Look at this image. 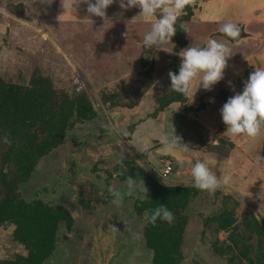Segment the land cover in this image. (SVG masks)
<instances>
[{"label": "rangeland", "instance_id": "obj_1", "mask_svg": "<svg viewBox=\"0 0 264 264\" xmlns=\"http://www.w3.org/2000/svg\"><path fill=\"white\" fill-rule=\"evenodd\" d=\"M48 2L0 0V85L13 84L33 90L35 95L42 93L39 101L50 108L43 106L44 113L64 114L73 122L62 143L37 159L29 179L19 178L15 183L14 192L19 197L27 201L39 198L53 207H64L73 217L70 225H58L55 242L41 264H152L154 252L147 236L150 222L145 219L149 213L134 208L137 199L150 198L152 179L165 186L189 188L182 191L187 206L181 210L185 220L179 233L180 264H264V199L260 198L264 128L255 138L231 141L224 134V124L223 133L221 125L210 131L199 118L200 114L207 118L202 112L207 101L219 111L217 106L222 107L230 96L242 91L247 77L230 81L226 76L222 84L227 88L220 86L219 91L196 98L191 94L186 101L154 113L157 99L169 90L174 36L164 50H145L143 36L150 30V21L132 31L128 26L125 37L113 35L119 41L114 43L111 32L126 31L124 26L113 22L114 29L102 24L94 32L85 5L80 4L75 13H64L60 0ZM138 13L135 11L134 17ZM114 18L115 14L109 13L108 22ZM89 19L92 21L88 23ZM115 19L124 20L122 15ZM205 28V34L211 31L210 26ZM228 48L230 54L235 52L234 57L247 47ZM232 57L228 66L236 64L242 71L246 63H237ZM197 87L194 85V91ZM112 127L126 130L128 136L116 135ZM173 128L187 145L185 154L191 161H205L218 176H229L231 185L214 193L195 189L190 183L188 161L181 165L175 160L171 177L162 179L163 157L155 149L161 146L159 137ZM259 137L256 153L237 156L244 153L243 148L251 151ZM119 145L128 149L124 160L119 157ZM7 149H0V206L7 193L6 181L16 173L13 165L3 161ZM227 158L241 169L232 173L221 166ZM2 170L7 173L6 181L1 178ZM119 171L127 173L121 185L116 183ZM129 176L137 183L143 180L147 192L139 193L135 188L129 192ZM116 191L123 196L119 205L112 203ZM226 216L233 219L232 228L238 227L232 235H227L228 230L218 221V217ZM14 229L13 225L0 228V264H17L16 259L26 254L14 238Z\"/></svg>", "mask_w": 264, "mask_h": 264}, {"label": "trees", "instance_id": "obj_2", "mask_svg": "<svg viewBox=\"0 0 264 264\" xmlns=\"http://www.w3.org/2000/svg\"><path fill=\"white\" fill-rule=\"evenodd\" d=\"M198 6V0H189L185 10L178 17L177 31L174 35V61L171 66L173 73L178 72L181 60L178 54L188 43L185 24L191 20ZM41 96L42 93L35 95L33 90L16 88L13 84L0 85V137L6 136L8 139V143L0 140V149L3 146L8 147L2 154L5 159L3 161H8L13 165L11 168L16 170L15 177L9 179L10 181L5 179L7 173L3 170L1 173V178L5 179L8 188L2 199L4 203L0 206V228L12 225L15 227L14 238L26 251L25 255L16 259L17 264H41L55 242L58 225L61 222H67V226L73 223V217L64 207H53L39 198L27 201L14 192L16 179H29L37 159L62 143L72 127L73 122L69 121L66 115L53 116L46 110L44 113L42 110L45 106L38 99ZM184 101L185 97L170 91L169 81V90L157 99L158 107L154 113L174 102ZM45 108L50 110L49 107ZM166 158L168 157H163V160ZM173 172L174 168L171 174ZM119 173L117 176L120 179L116 183L121 185L120 181H123L127 173L121 171ZM160 177L162 178L161 175ZM185 189L189 191L185 186H165L152 179L149 187L150 198L137 199L134 202L135 210L140 213L147 210L150 215L152 210L161 204L173 213L174 219L171 224L157 219L148 227V245L154 252L152 264H180L179 247L182 236L179 233L184 228L185 220L181 210L187 206L186 195L182 193ZM218 221L223 229L228 231L234 224L229 216L218 217Z\"/></svg>", "mask_w": 264, "mask_h": 264}, {"label": "clouds", "instance_id": "obj_3", "mask_svg": "<svg viewBox=\"0 0 264 264\" xmlns=\"http://www.w3.org/2000/svg\"><path fill=\"white\" fill-rule=\"evenodd\" d=\"M114 2L119 3L123 10L137 8L139 13L136 17H141L144 21H150L152 17L157 19L151 23L150 30L143 36V47L145 50L163 49L164 45L171 42V38L177 31V20L179 15L185 10L189 0H60V6L64 13L71 10L76 12L80 4L86 6L85 11L89 17H99L106 21V9ZM51 3V0L50 2ZM63 13V14H64ZM62 14V15H63ZM61 16V15H60ZM59 16V17H60ZM58 17V19H59ZM220 32L236 40L241 33V29L231 23H224ZM181 57L178 72H169L170 91L176 92L187 98L192 97L198 88L211 91L213 86L224 79L225 69L228 66V58L231 57L230 49L224 44L210 39L203 47L190 45L178 54ZM259 60L264 61V51L259 53ZM198 80V87L193 93V82ZM231 84V82H228ZM211 102V101H210ZM222 123L226 126V134L229 138L249 137L255 138L261 128H264V68H255L249 73L247 80L243 82L242 91L230 96L219 109ZM116 135L127 137L128 132L118 127L110 129ZM3 143H8L7 137H0ZM161 147L157 150L163 154H170L178 158L181 165L188 158L184 155L186 150L180 138L173 128L171 133H166L159 137ZM118 151L121 160L126 159L128 149L125 145H119ZM264 159V158H262ZM190 167V183L195 189L214 193L218 189L231 185L229 176L221 173L219 176L213 172L211 167L201 160L195 162L188 160ZM126 184L128 191L133 188L139 193L147 192V188L142 181L137 183L131 176L127 177ZM260 198L264 199V184H261ZM112 203L119 205L123 199L121 192L112 193ZM145 219L150 223H155L157 219L171 224L173 213L163 204L152 210Z\"/></svg>", "mask_w": 264, "mask_h": 264}, {"label": "crops", "instance_id": "obj_4", "mask_svg": "<svg viewBox=\"0 0 264 264\" xmlns=\"http://www.w3.org/2000/svg\"><path fill=\"white\" fill-rule=\"evenodd\" d=\"M171 2V0H169ZM198 3H201L200 6L194 11L193 17L191 20L187 23L190 25V30L188 33L187 29V40L188 43L185 46V48L189 47L190 45L195 47H203L207 44V42L210 39H215L217 42L224 43L227 47L230 45V47L235 48L241 47L242 45H246L247 48L243 49L242 52L238 53L237 55H234L232 59L234 58L237 63L241 61L240 63H246L245 68L242 66V71L239 72L235 66H227L225 72H228L227 75H224V77L228 76L230 81L232 79H238L240 76L242 79L248 78L249 73L253 72L255 68H264V61L259 60V53L264 51V0H198ZM86 8V6H85ZM139 11L137 8H132V10L127 9L123 10L119 7V3L115 2L112 5L109 6L108 9H106V18L108 19L109 13H114L115 18L117 16L123 17V21H117V19H113L112 21H104V19H98L97 17H89L93 20V26L94 32L95 29L99 26H102V24H108V27L116 28L114 24H119L120 26H124L123 28L126 31L118 30L117 32H111L112 39L114 43H119V41L114 40L116 37H125L127 36V28L130 26L131 31L132 28H137L141 23L148 24V22L152 21L154 22L157 17L154 16L151 18L150 21H144L141 17L136 18L134 17L133 13ZM133 15V16H132ZM89 19L88 23L92 21ZM114 22V24H113ZM231 22L235 25H237L239 28L244 26L245 30V36L241 37L239 41L232 40L226 36H224L220 32V28L224 23ZM205 25L210 26L211 31H209L207 34ZM119 26V27H120ZM129 29V30H130ZM201 31V32H200ZM113 35H117L116 37H113ZM122 37V38H123ZM110 40V39H109ZM112 42V40L110 41ZM123 44V42H120ZM118 48V47H116ZM184 48V49H185ZM235 52H233L234 54ZM232 53L230 55H233ZM240 56V58H239ZM230 58V57H229ZM239 58V59H238ZM238 59V60H237ZM238 65V64H237ZM169 73V72H168ZM223 80V79H222ZM222 80L214 85L216 88H213L211 91L206 90H196L194 93V85H198V81L193 82V98H196L200 94L204 93H212L219 91V87L222 86V88H227L225 85L222 84ZM169 85V82H168ZM221 88V89H222ZM191 95V93L189 94ZM188 98V97H187ZM209 103V101H207ZM206 102V103H207ZM206 104V107L203 109L202 112L207 114V118L204 120L200 114L199 118H202L205 127H207L210 131H214L217 125H221L222 120L220 117V112H215L213 108L210 106V104ZM218 108L221 106H217ZM212 111V112H211ZM185 114V113H184ZM215 117V118H213ZM226 127V126H224ZM226 129V128H225ZM223 133L225 130H223V126L221 125V128L219 129ZM134 137V135H133ZM231 141H233V138H229ZM260 140V137L253 143V146H255L251 151L248 150V148H243L244 153H238L237 156H240L242 158L248 157L251 153H256L259 149L256 148L257 142ZM251 142V141H250ZM249 142V143H250ZM247 147H252V145L247 144ZM134 147V145H133ZM246 147V146H245ZM260 147V146H259ZM136 150L140 151V148L134 147ZM237 148H240L239 146ZM239 150V149H238ZM236 155V153H235ZM248 155V156H247ZM242 164H245L244 162ZM232 161L230 158H227V161H223L221 163V166L227 167L230 172H238L239 169H241L242 166H232Z\"/></svg>", "mask_w": 264, "mask_h": 264}, {"label": "built area", "instance_id": "obj_5", "mask_svg": "<svg viewBox=\"0 0 264 264\" xmlns=\"http://www.w3.org/2000/svg\"><path fill=\"white\" fill-rule=\"evenodd\" d=\"M175 159L168 157L163 160V171L160 173L162 178L168 179L169 175L173 171Z\"/></svg>", "mask_w": 264, "mask_h": 264}, {"label": "water", "instance_id": "obj_6", "mask_svg": "<svg viewBox=\"0 0 264 264\" xmlns=\"http://www.w3.org/2000/svg\"><path fill=\"white\" fill-rule=\"evenodd\" d=\"M240 29H241L240 36H239L235 41H239L241 37H243V36L246 35V34H245V30H244V26L240 27ZM160 147H161V146H160ZM160 147H158V148L155 149V152H156L157 154H159L160 156H163V157H171V158H174V159L179 163L177 157H174L173 155H170V154H163V153L158 152L157 150H158ZM184 155L188 158V159L185 160V161L190 160V157H189L188 155H186L185 152H184ZM185 161H184V162H185ZM237 229H238L237 226L234 227V228H232L230 231L227 232V235H232Z\"/></svg>", "mask_w": 264, "mask_h": 264}]
</instances>
